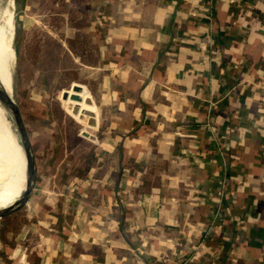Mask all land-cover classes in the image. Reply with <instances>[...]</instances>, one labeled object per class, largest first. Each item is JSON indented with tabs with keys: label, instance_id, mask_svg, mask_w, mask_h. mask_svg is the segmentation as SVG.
Masks as SVG:
<instances>
[{
	"label": "crops",
	"instance_id": "1",
	"mask_svg": "<svg viewBox=\"0 0 264 264\" xmlns=\"http://www.w3.org/2000/svg\"><path fill=\"white\" fill-rule=\"evenodd\" d=\"M87 2L95 138L32 139L31 263L264 264V0Z\"/></svg>",
	"mask_w": 264,
	"mask_h": 264
},
{
	"label": "rangeland",
	"instance_id": "2",
	"mask_svg": "<svg viewBox=\"0 0 264 264\" xmlns=\"http://www.w3.org/2000/svg\"><path fill=\"white\" fill-rule=\"evenodd\" d=\"M11 1L0 0V8L11 4ZM85 3H88L87 0H29L23 5L14 38L11 35L10 42L15 52L12 67L13 111L20 122L29 158V189L23 202L26 216L35 209L30 205L37 179L38 158L33 152L32 139L46 131L44 126L48 118L70 134L79 130L77 124L65 118L61 106L63 103L65 107V102L61 100V93L70 91L72 85L90 82L94 75L91 66L97 60V53L87 35ZM17 19L18 13H15L12 25ZM6 24L7 16L2 21V25ZM83 95H87V91L84 90ZM14 180L18 189L15 177ZM40 197L35 198L39 201ZM37 211L40 217L45 206L41 205ZM13 222H16L14 217L0 220V225L6 223L3 226L6 231Z\"/></svg>",
	"mask_w": 264,
	"mask_h": 264
},
{
	"label": "water",
	"instance_id": "3",
	"mask_svg": "<svg viewBox=\"0 0 264 264\" xmlns=\"http://www.w3.org/2000/svg\"><path fill=\"white\" fill-rule=\"evenodd\" d=\"M29 0H12L10 4V10L7 14V24L1 25L0 32L4 31L5 35L9 37L12 35L14 38L15 28L18 25L23 5L28 3ZM18 13V19L14 25H12L13 16ZM7 27V28H6ZM83 88L80 85H72L71 90H65L61 93V100L65 102L66 110L76 116L84 125L85 128L82 135L90 139L95 138L94 127L96 125L95 116L91 110L92 102L90 98L83 95ZM82 105L86 107H81ZM6 172L4 180L9 188V192L13 198L17 201L16 205L10 207L12 216L16 219V222L10 224L7 227V234L11 238L12 242L21 248L22 261L19 262L15 260L10 253L7 251L4 242L0 241V264H32L31 263V253L29 244L26 238L25 232V206L20 198V193L16 187L13 173L10 169V164H6Z\"/></svg>",
	"mask_w": 264,
	"mask_h": 264
},
{
	"label": "bare ground",
	"instance_id": "4",
	"mask_svg": "<svg viewBox=\"0 0 264 264\" xmlns=\"http://www.w3.org/2000/svg\"><path fill=\"white\" fill-rule=\"evenodd\" d=\"M10 10V3L0 8V27L3 19ZM6 26V25H5ZM11 35L7 37L4 31L0 32V180L6 171L9 151L11 147L12 133L14 129L15 137L21 148L22 156L25 161V183L22 188L19 181L17 168L10 164V169L17 181L21 201L24 202L26 191L29 189L30 174L27 171L28 165V146L23 134L21 133L20 122L15 116L12 104V67L15 63L14 50L11 46ZM4 182H6L4 180ZM15 199L10 205L0 209V218L9 214L12 215L10 207L16 205ZM13 217V216H12Z\"/></svg>",
	"mask_w": 264,
	"mask_h": 264
},
{
	"label": "trees",
	"instance_id": "5",
	"mask_svg": "<svg viewBox=\"0 0 264 264\" xmlns=\"http://www.w3.org/2000/svg\"><path fill=\"white\" fill-rule=\"evenodd\" d=\"M18 164H19V174H20V180L21 182L24 184V176H23V172H24V161L22 158V154L20 152V157L18 159ZM7 223V222H6ZM4 223L3 225H0V236H2L3 234V229H4V225L6 224Z\"/></svg>",
	"mask_w": 264,
	"mask_h": 264
},
{
	"label": "built area",
	"instance_id": "6",
	"mask_svg": "<svg viewBox=\"0 0 264 264\" xmlns=\"http://www.w3.org/2000/svg\"><path fill=\"white\" fill-rule=\"evenodd\" d=\"M81 107H83V108H84V107H86V106L82 105Z\"/></svg>",
	"mask_w": 264,
	"mask_h": 264
}]
</instances>
